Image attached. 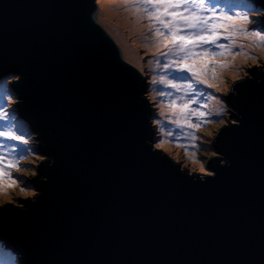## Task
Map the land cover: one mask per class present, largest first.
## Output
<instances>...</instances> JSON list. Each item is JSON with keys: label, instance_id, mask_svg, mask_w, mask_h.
<instances>
[{"label": "water", "instance_id": "obj_1", "mask_svg": "<svg viewBox=\"0 0 264 264\" xmlns=\"http://www.w3.org/2000/svg\"><path fill=\"white\" fill-rule=\"evenodd\" d=\"M95 15L0 0V79L44 158L35 196L0 205V244L20 264H264V65L223 98L210 174L189 175L149 143L147 82Z\"/></svg>", "mask_w": 264, "mask_h": 264}, {"label": "snow or ice", "instance_id": "obj_2", "mask_svg": "<svg viewBox=\"0 0 264 264\" xmlns=\"http://www.w3.org/2000/svg\"><path fill=\"white\" fill-rule=\"evenodd\" d=\"M124 3L134 12L143 13L149 21L156 52L164 58L163 68L171 74L170 78L160 76L158 82L169 89L159 92L166 97L160 116L174 127L162 125L157 129L161 138L155 147L162 149L164 144L174 143L191 162L200 163V171L204 172L197 156L200 146L195 141L201 139L197 132L213 122L211 117L222 118L224 109L209 108L207 101H215L216 105L221 101L198 86L215 88L211 81L217 79V69L233 66L229 57L234 60L241 53L246 58L250 55L237 38L264 47V30L246 27L254 21L248 11L237 10L246 7L238 0H124ZM0 138V195H7L14 187H19L25 196L33 194L26 191V186L20 187L23 180L14 175L28 170L21 162L32 151L29 138L16 117L3 110H0ZM0 261L15 264V257L0 250Z\"/></svg>", "mask_w": 264, "mask_h": 264}, {"label": "rangeland", "instance_id": "obj_3", "mask_svg": "<svg viewBox=\"0 0 264 264\" xmlns=\"http://www.w3.org/2000/svg\"><path fill=\"white\" fill-rule=\"evenodd\" d=\"M118 2L119 0H95L96 12L97 9L101 10L102 4L113 5V7L117 9L115 10V17L113 16L112 20L110 21L112 24L111 26H107L105 23L102 22L100 18H98L96 21L100 25H103L105 28H107V30L109 31L108 33L111 37H113L112 39L114 40V42L116 41L122 48L124 47L122 49L123 53H121L123 54V59L125 61L127 60V62L130 64V62H135L133 61V59H138L139 63H134L135 65L133 63L132 64L143 75L147 82L146 97L148 99V102L150 103V115H152V117L149 118V121L151 122V126H154L152 129L153 135L149 143H152L153 148L157 149L155 147V144L161 138L157 129L162 126V123H165L166 126L169 128H173L171 125L168 124L167 120H165L164 117L160 116V109L163 103L165 102L166 97L159 95V92L161 90L167 92L169 91V89H167L164 85L158 82L160 76H169L170 78L171 74L163 68V63L165 62V60L163 57H160L156 52V48L154 46V37L152 36L151 32H149L150 25L147 18L144 16L143 13H137L134 12L132 9L125 8V3L121 5ZM238 2L242 5H246V7L237 10L248 11L251 15L252 20L254 21L253 24L246 25V27H248L249 30H264L255 28L259 24V22L264 18V9H255L251 0H246V2L245 0H239ZM217 10H219V6ZM122 31L124 33L123 37L125 43L118 37L120 35L119 32ZM239 39L244 38L239 37ZM238 44L242 46L243 49L247 47L246 39L239 41ZM126 46L131 47V49L135 53H132L127 48H125ZM249 53L250 55L247 58L244 56L243 53H241L240 55L244 57L241 61L237 59L239 56L237 55L233 60L234 63H232L233 66L231 68L217 69V79L211 81L216 85V87L212 89V91L214 92H212V94L218 100L221 101L218 106L224 109V115L222 118L211 117L213 122L201 127V129L197 132V135L201 137V139L195 141V143L200 146L199 151L197 152V156L199 157V160L203 163L205 171L201 172L200 163L191 162L184 155V150L180 147H177L174 143L164 144L162 149H158L163 154L172 159L174 162L179 163L181 169L186 171L187 174H201L204 176L209 175L210 172L207 167V161L213 159V156L220 157L219 155L210 151L209 143L211 142L212 138L216 133L220 132L226 124L229 125L230 122L233 121L232 118H227L232 115L231 113L233 111L224 104L223 98L234 83L249 77L250 68L264 65V47L257 46L256 44H254V50H250ZM231 58L232 57H229L228 59L230 60ZM14 79H17V77H15L14 75L9 74L7 76H3V78L0 79V91L1 89H4L7 93H13L10 87V83ZM199 86H201L200 90H203L205 91V93H207L208 88L203 85ZM6 99L7 104L6 106H4L3 111H6L10 115H14L16 117V120L18 121L24 133L26 134V137L29 138V146L32 149V151L28 154L27 158L22 160L21 162L22 165L25 166L28 170L22 171L20 173H14V175L23 180V183L20 184V187L26 186V191L33 194L25 196L20 193L19 187H14L9 190L7 195H0V205L12 203L11 205L21 206L19 204L21 201H23L21 197L35 196L36 194L30 182L35 177V170L37 166L41 163L44 158L39 154L37 142L34 139V135L29 129L24 130L26 128L24 125L25 123L22 120V122L20 121V118H18L15 112V94H13L11 99L8 96ZM207 103L209 105V108H211L213 111L216 110L217 105L215 104V101H207ZM155 121H161V123H154ZM183 142L185 141H182V143ZM188 143H190V141H188ZM0 250L9 251L1 244ZM13 255L15 257V264H20L18 256L15 254ZM0 264H2V261H0Z\"/></svg>", "mask_w": 264, "mask_h": 264}, {"label": "bare ground", "instance_id": "obj_4", "mask_svg": "<svg viewBox=\"0 0 264 264\" xmlns=\"http://www.w3.org/2000/svg\"><path fill=\"white\" fill-rule=\"evenodd\" d=\"M119 4H121V5H123V3H124V0H119V2H118ZM97 4H98V2H97ZM125 8H127V9H132V7L131 6H126L125 5ZM115 10H117L115 7H113V5H104V4H102V7H101V10H99V9H97V12H96V20L98 19V18H100L101 20H102V22L103 23H105L107 26H111L112 24H111V20H112V17L114 16L115 17ZM118 21H120V20H118ZM107 32H109L108 30H107V28H105L103 25H101ZM120 31V30H119ZM120 33V35L118 36L124 43H125V40H124V33H123V31L122 32H119ZM122 33V34H121ZM113 38V37H112ZM238 39V42L239 41H242V40H244V39H239V38H237ZM116 42V41H115ZM246 42H247V47H245L244 48V50L245 51H247V52H249L250 50H254V42L252 41V40H249V39H246ZM116 44L118 45V47H119V49H120V51L123 53V48L116 42ZM125 48H127L129 51H131L132 53H135L132 49H131V47H125ZM121 53V54H122ZM122 57L124 58V56H123V54H122ZM244 57L242 56V55H239L238 56V60L239 61H241L242 59H243ZM127 61V60H126ZM133 61H135V62H132L133 64L134 63H139L138 62V59H133ZM231 63H234V61L232 60V58L229 60ZM131 62H130V64H132ZM132 64V65H133ZM135 65V64H134ZM133 65V66H134ZM219 80V79H218ZM199 89H201V86H199ZM212 89H208L207 90V93H211L212 94ZM214 93V92H213ZM6 94H7V92L3 89H1V91H0V96H2L3 97V99L2 100H0V105H2L3 104V101H4V99H5V97H6ZM217 108H220L218 105H217ZM161 125H166L165 123H162ZM172 126V125H171ZM172 127H174V126H172Z\"/></svg>", "mask_w": 264, "mask_h": 264}, {"label": "trees", "instance_id": "obj_5", "mask_svg": "<svg viewBox=\"0 0 264 264\" xmlns=\"http://www.w3.org/2000/svg\"><path fill=\"white\" fill-rule=\"evenodd\" d=\"M239 1V0H238ZM245 2H246V0H245ZM253 4H254V6H256L257 7V5H259L258 3H257V1L256 0H253ZM10 75H13V74H10ZM10 87H11V85H10ZM11 89H12V87H11ZM12 91H13V89H12ZM13 94H15V92L13 91V93H10V92H8L7 94H6V97H5V99H4V101H3V104L2 105H0V109L1 110H3V108H4V106H6V104H7V102H6V98H7V96L8 97H10V99H11V97L13 96ZM15 96H16V94H15ZM152 117V115H150V117L149 118H151ZM21 121V120H20ZM22 122V121H21ZM25 125V129L24 130H27L29 127L26 125V123L24 124ZM23 125V126H24ZM152 127H154V126H152ZM27 132V131H26ZM18 264V263H17Z\"/></svg>", "mask_w": 264, "mask_h": 264}]
</instances>
